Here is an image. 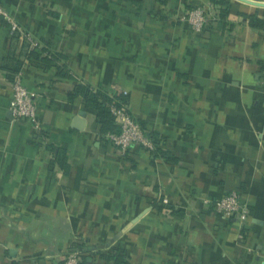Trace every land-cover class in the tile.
<instances>
[{
    "label": "crops",
    "instance_id": "1",
    "mask_svg": "<svg viewBox=\"0 0 264 264\" xmlns=\"http://www.w3.org/2000/svg\"><path fill=\"white\" fill-rule=\"evenodd\" d=\"M257 3L0 0L38 46L28 57L24 35L0 20V264H64L75 249L81 264H264ZM197 7L200 33L183 18ZM17 61L40 130L10 109ZM79 84L125 94L156 150L108 142L70 97ZM232 190L246 220L213 204Z\"/></svg>",
    "mask_w": 264,
    "mask_h": 264
},
{
    "label": "built area",
    "instance_id": "2",
    "mask_svg": "<svg viewBox=\"0 0 264 264\" xmlns=\"http://www.w3.org/2000/svg\"><path fill=\"white\" fill-rule=\"evenodd\" d=\"M188 22L194 32L200 33L206 24V14L202 8H194L187 12L183 17ZM0 20L9 23L12 32H21L31 42V47H35L32 36L25 34L21 26L15 21L13 16L0 4ZM262 83L264 86V68ZM13 98L10 109L12 110L15 120L31 122L37 130L42 128V122L38 115L36 104L37 92L28 89L23 84V73L18 72L12 81ZM112 114L114 115L121 131L119 133H107V140L119 148L123 153L127 152L129 148L138 144L148 150H154L155 144L148 133L142 128L140 123L129 111L127 103L121 105L113 102L110 105ZM214 206L217 212H220L228 217H239L246 220V207L241 201L240 192L232 190L224 196L217 198L214 201ZM82 252L78 249L70 251L64 264H81Z\"/></svg>",
    "mask_w": 264,
    "mask_h": 264
},
{
    "label": "trees",
    "instance_id": "3",
    "mask_svg": "<svg viewBox=\"0 0 264 264\" xmlns=\"http://www.w3.org/2000/svg\"><path fill=\"white\" fill-rule=\"evenodd\" d=\"M254 20L255 18L253 17L251 20L253 24H254ZM13 33L16 34L20 32L18 31V32H13ZM24 38H26L24 42L25 48L29 50L28 57L35 55L36 53L38 54V50L36 49L38 48V46L31 47V42L28 40V38L25 36ZM21 66H22V63L20 61H17V63L11 68L15 73H18L21 69ZM76 95H81L84 100L85 108L89 112H93L97 115L98 121L100 123V132L104 134V138L106 140H107L106 138L107 133H110V132L119 133L121 131L119 124L116 122V119L111 112L110 105L113 102H115V104L117 105L127 103L125 96H124L125 94H121L119 97H112L103 91L94 90L90 86L79 84L75 87V90L70 95V97L74 98ZM148 135L152 138L155 144L154 150H156L157 141L154 140L153 137L149 133ZM154 150H151V151H154ZM55 157H56L57 163H59L61 166L65 165V152L64 151L58 150L55 153Z\"/></svg>",
    "mask_w": 264,
    "mask_h": 264
},
{
    "label": "water",
    "instance_id": "4",
    "mask_svg": "<svg viewBox=\"0 0 264 264\" xmlns=\"http://www.w3.org/2000/svg\"><path fill=\"white\" fill-rule=\"evenodd\" d=\"M257 5H264V3H257ZM85 114H86V112L83 111V112L80 113V116H81V117H84Z\"/></svg>",
    "mask_w": 264,
    "mask_h": 264
}]
</instances>
